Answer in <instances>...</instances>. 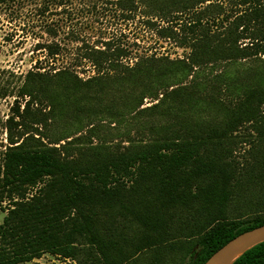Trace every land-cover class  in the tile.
<instances>
[{
  "label": "trees",
  "instance_id": "trees-1",
  "mask_svg": "<svg viewBox=\"0 0 264 264\" xmlns=\"http://www.w3.org/2000/svg\"><path fill=\"white\" fill-rule=\"evenodd\" d=\"M220 1H143L146 24L188 50L183 58L145 55L131 66L127 51L105 43L83 51L89 79L70 68L26 74L5 122L0 264L46 253L133 264L183 232L192 240L186 264H204L264 225V0H240L230 15ZM40 48L60 54L56 44ZM111 91L120 101L100 105ZM145 99L153 104L143 108ZM102 123L121 143L101 139ZM56 124L54 139L45 133ZM244 144L249 158L238 164ZM233 201L247 211L229 218ZM177 213L191 220L170 234ZM234 264H264V243Z\"/></svg>",
  "mask_w": 264,
  "mask_h": 264
},
{
  "label": "rangeland",
  "instance_id": "rangeland-1",
  "mask_svg": "<svg viewBox=\"0 0 264 264\" xmlns=\"http://www.w3.org/2000/svg\"><path fill=\"white\" fill-rule=\"evenodd\" d=\"M143 1L0 0V164L8 146L5 122L11 116L14 97L29 71L37 68L41 71L70 68L80 79H89L95 75V70L88 61L82 59L83 51L92 47L103 49L105 43L127 51L129 56L122 62L131 66L138 57L145 55L167 56L170 59L185 57L188 50L178 47L172 41L159 38L156 35L157 26L146 24ZM219 5L223 15H230L241 9L240 0H221ZM150 21L163 25L152 18ZM54 44L59 47L60 54L48 58L40 47ZM106 94L100 99V105L107 106L113 100L120 101L121 95L119 97L115 91ZM27 101V97L20 100L21 108ZM152 104V100L145 99L142 107ZM54 126L56 128L45 134L56 139L60 135L61 124ZM112 127L113 125L102 123L99 135L106 142L119 144L121 137L117 135L116 128ZM241 133L246 131L242 130ZM247 148L246 144L236 147L233 155L236 163L244 164L249 158ZM6 204L4 202L0 205V224L6 215ZM245 204L246 202L241 201L231 202L228 217L236 218L241 211H247ZM172 217L170 234L184 228L191 220L190 215L182 213ZM175 234L178 235H173L157 251L141 253L133 264H186L187 243L192 240L186 232ZM168 245L174 248L169 250L166 248ZM80 256L83 257V254L79 255V259ZM26 264L78 263L46 253Z\"/></svg>",
  "mask_w": 264,
  "mask_h": 264
},
{
  "label": "water",
  "instance_id": "water-1",
  "mask_svg": "<svg viewBox=\"0 0 264 264\" xmlns=\"http://www.w3.org/2000/svg\"><path fill=\"white\" fill-rule=\"evenodd\" d=\"M264 243V225L242 233L217 250L204 264H234L247 251Z\"/></svg>",
  "mask_w": 264,
  "mask_h": 264
}]
</instances>
